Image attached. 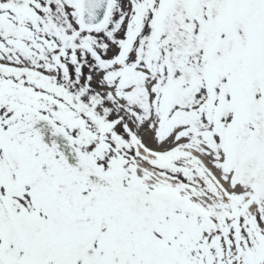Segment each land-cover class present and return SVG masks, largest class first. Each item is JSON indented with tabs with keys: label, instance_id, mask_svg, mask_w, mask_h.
Instances as JSON below:
<instances>
[{
	"label": "snow or ice",
	"instance_id": "6c2138e0",
	"mask_svg": "<svg viewBox=\"0 0 264 264\" xmlns=\"http://www.w3.org/2000/svg\"><path fill=\"white\" fill-rule=\"evenodd\" d=\"M0 264H264V0H0Z\"/></svg>",
	"mask_w": 264,
	"mask_h": 264
}]
</instances>
